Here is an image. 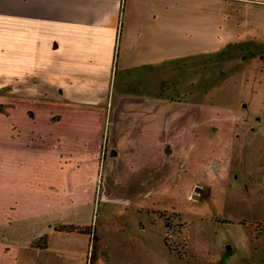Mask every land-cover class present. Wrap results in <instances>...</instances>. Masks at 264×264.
Segmentation results:
<instances>
[{
	"label": "crops",
	"instance_id": "crops-1",
	"mask_svg": "<svg viewBox=\"0 0 264 264\" xmlns=\"http://www.w3.org/2000/svg\"><path fill=\"white\" fill-rule=\"evenodd\" d=\"M234 50L263 72L264 0H0V227L93 198L104 150L98 205L224 207L238 107L192 88ZM37 261L0 235V264Z\"/></svg>",
	"mask_w": 264,
	"mask_h": 264
},
{
	"label": "rangeland",
	"instance_id": "rangeland-1",
	"mask_svg": "<svg viewBox=\"0 0 264 264\" xmlns=\"http://www.w3.org/2000/svg\"><path fill=\"white\" fill-rule=\"evenodd\" d=\"M222 56L210 57L218 61L208 64V71L231 70L232 80L217 75L205 83V70H199L192 90L198 98L210 94V104L238 107L224 207L204 198L209 204L199 202V215L187 216L98 205L104 150L93 198L73 199L83 205L66 214L0 227V235L23 242L24 253L37 258L34 264H264V70L258 60L235 50ZM70 226L78 231H58Z\"/></svg>",
	"mask_w": 264,
	"mask_h": 264
},
{
	"label": "trees",
	"instance_id": "trees-1",
	"mask_svg": "<svg viewBox=\"0 0 264 264\" xmlns=\"http://www.w3.org/2000/svg\"><path fill=\"white\" fill-rule=\"evenodd\" d=\"M58 231H65V232H67V233H71V232H74V231H78V228H75V227H73V226L66 227V228L62 227V228H59ZM82 231H83V232H81V233H85V234H87V235L90 234V233H86V232H85V229H83ZM93 237H94V236H93ZM92 241H93V240H91V243H92Z\"/></svg>",
	"mask_w": 264,
	"mask_h": 264
},
{
	"label": "water",
	"instance_id": "water-1",
	"mask_svg": "<svg viewBox=\"0 0 264 264\" xmlns=\"http://www.w3.org/2000/svg\"><path fill=\"white\" fill-rule=\"evenodd\" d=\"M196 193L200 194V193H201V189L198 188V189L196 190ZM194 198H197V196H195Z\"/></svg>",
	"mask_w": 264,
	"mask_h": 264
}]
</instances>
